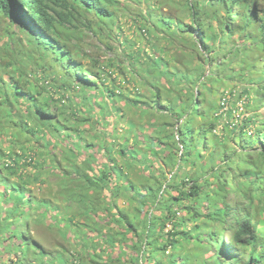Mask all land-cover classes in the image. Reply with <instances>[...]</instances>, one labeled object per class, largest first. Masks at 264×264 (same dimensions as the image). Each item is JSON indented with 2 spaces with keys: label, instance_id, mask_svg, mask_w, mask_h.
<instances>
[{
  "label": "trees",
  "instance_id": "1",
  "mask_svg": "<svg viewBox=\"0 0 264 264\" xmlns=\"http://www.w3.org/2000/svg\"><path fill=\"white\" fill-rule=\"evenodd\" d=\"M79 1L92 10L98 24L102 20L116 19L114 7L118 0ZM204 1L213 11L215 25L211 21L206 26L200 23L204 11L203 4L197 0H185V5H181L186 7L184 11L191 19L190 24H183L185 16L173 15L171 9L167 11L151 0H147L143 11L133 17L136 26L158 14L154 23V28L159 30L157 34H164L170 38L168 44L173 43L171 49L174 54L170 61L164 60L163 64L160 58L152 55L147 58L169 81L166 83V94L174 95L175 99L166 100L163 106H168L164 115H171L172 118L168 120L164 117L160 127L163 131L178 134L175 149L180 153L166 150L163 139L156 135L148 138L151 141L147 144L148 148L160 145L165 149L164 154L169 156L168 162L165 160V163L155 167L152 164L154 159H148V156L156 158L160 150L143 152L142 157L132 159L131 149H120L124 143L113 150L111 142H101L103 146L111 148L109 154L101 147L106 158V162L101 163L105 170L101 180L99 175L80 167L68 168V163L75 165L74 162H68L63 169L58 168L54 164L58 159L55 157L49 171L36 169L37 173L33 176L46 186V178L53 176L54 171L58 172V181L51 185L48 183L47 193L50 195L55 187L50 196L61 202L37 204L40 201L34 199L33 202L30 190L26 188L31 176L26 174L28 178L21 179L25 169L20 165L27 167L33 157H25L28 162L26 159L19 161V156L9 160L1 148L0 264H25L26 261L32 264H264V0ZM58 8L64 10L58 12ZM0 11L13 17L15 22L27 25L25 29L30 32L27 34L32 47L39 51H50L62 64L66 62L67 78L78 83L81 92L104 90L102 83L106 91L119 94V82L114 85L109 81L108 87L105 82L114 75L118 67L117 58L103 64L91 62L84 66L72 53L76 40L74 33L83 18L69 0H0ZM197 18L200 21L198 19L197 22ZM193 24L196 28H193ZM142 33L147 40L150 39L144 28ZM181 35H186V40L199 42L201 49L205 50L203 54L207 57L193 59V63H197L195 69L187 67L186 63H179L175 57V43ZM185 41L177 46L184 47L183 44H187ZM229 42L231 48L227 46ZM240 42L244 53L252 46V53L259 60L260 68L244 64L243 60L238 70H230L226 63H230L229 57L239 52L237 48ZM118 47L120 49L121 45ZM119 49L117 55L121 54ZM1 51L0 61L7 59L5 64L9 70L12 61L8 56L5 58L4 50ZM130 58L132 60H126L127 65L131 66L129 70L137 73L133 61L136 63L139 58ZM139 63L143 64L141 61ZM157 63H162L160 66L163 68L158 67ZM204 66H208L205 76L202 72ZM7 70L0 74V107L20 99L29 104L25 117H35L38 122L31 126L27 121L19 122L28 142L33 141L32 144L39 148L40 136L45 139L44 146L50 148L51 144L58 146L64 140L80 134L75 133L72 117L80 111L78 104L72 109L59 105L51 111L53 106L60 103L58 98L49 95V101L45 99L38 103L37 98ZM126 70L127 66L119 68L121 75ZM225 76H228L227 80H223ZM94 79H99L101 83L97 84ZM175 79L187 86L175 89L171 82ZM231 84H240L241 93H232L235 87L230 88ZM223 85L226 87L222 89ZM159 94L157 97L160 99ZM123 101L124 106L134 108L141 103L139 100ZM160 102L158 100L155 105ZM70 103H73V99ZM238 103L242 109L235 116L238 109L234 107ZM118 106L122 107L120 103ZM118 109L116 106L112 111ZM67 110H71V114ZM143 110L146 113L147 109ZM248 112L250 114L246 116ZM99 116L102 121L96 122L98 125L109 123L103 115ZM220 117L223 121L219 120ZM235 119H239L236 124L233 122ZM218 129L220 135L215 134ZM249 130L253 134H248ZM223 131L227 132L228 139L222 137ZM98 134L107 133L99 131ZM235 134L245 142L242 143L243 148L255 150L235 152V147L229 153L226 144L234 141ZM83 140L77 139L71 144L80 145ZM139 150L136 149L137 154ZM47 152L53 154L50 150ZM113 153L137 165L140 171L137 178L124 174L123 167L116 165ZM68 155L71 157L69 152ZM174 155H177V162L171 164V170L167 173L165 167L171 159L176 158ZM94 163L97 164L96 159L90 164L93 166ZM199 163L201 166L197 168ZM192 166H195V170L190 172ZM82 188L87 191L85 201L80 199ZM103 191H107L109 197L100 201L98 197ZM234 193L247 197L248 202L243 205L239 201L234 205L227 203V196ZM117 197L123 198L126 206H118ZM49 204L54 207V214L47 220L46 210L51 212ZM39 210L42 212L38 216ZM197 218L206 225L200 228L195 224L193 233L187 229L186 220ZM83 221H90L95 227L94 230L88 228V232L95 233L89 245L87 238L80 241L68 234L85 227L87 224ZM78 222L82 224L77 226ZM39 227L56 233L50 239L43 240L32 232ZM64 228L67 234L60 235ZM98 229L103 230L104 235H100ZM103 244L112 248H107L110 257L100 256L105 250Z\"/></svg>",
  "mask_w": 264,
  "mask_h": 264
},
{
  "label": "rangeland",
  "instance_id": "2",
  "mask_svg": "<svg viewBox=\"0 0 264 264\" xmlns=\"http://www.w3.org/2000/svg\"><path fill=\"white\" fill-rule=\"evenodd\" d=\"M69 1L76 12L83 18L81 19L82 24L79 25L78 30L74 33L76 40L73 43L74 49L72 53L76 55V58L79 59L84 66L90 65L91 62L103 64L109 59L117 58L116 65H118V67L114 71V75H112L110 79L106 80L105 82H107V87L109 81L111 84L114 82V85H118L117 82H119V94L116 92L111 93L110 90L106 91L99 79L94 80L97 84L101 83V87L104 90H90L89 92H81L80 85L77 86L78 83H76L74 80H68L65 71L66 62L63 61V65L62 62L58 61L50 51H39V49L36 50L34 47H32L33 44L30 42V37H28L26 32L20 27L15 26L12 20L0 12V50H4V53L6 54L5 58L8 56L12 61V65L10 66L9 70H7L5 64L7 59H5L6 62L5 60L0 61V74L3 75L6 70L9 72L11 71L13 77L16 78L37 98L38 103H42L45 99L49 101V95L53 96L54 98H58L60 103L53 106L51 111H54V109L59 107V105L72 109L75 104H78L80 110L76 112V116L71 115L73 117L75 133H80L79 135L64 140L58 146L51 144L50 148L44 146L45 139H42V137L38 136L40 139V145L38 148L35 144H32L33 141H27L24 130L19 125L21 120L27 121L30 126L35 122H38V119L35 117L32 118L33 120L31 118L29 119L25 117L29 104L26 101H22L20 99L18 102L12 101L14 103L0 107V149H3L9 160H12L14 156H19L21 158L19 161L22 162L23 159H26L25 157H33V161L31 162H28L26 159V162H28L27 167L25 164L20 165L22 169H25L23 170L24 177L21 176V179L25 180L28 178L25 176L26 174L31 176L28 179L29 183L28 187L26 188L27 190H30L33 202L34 199L36 202L40 201L37 204H42L45 201H51V204H60L61 202L58 198L54 199L50 196L53 191L56 190L55 187H53L50 195L47 193L48 183L51 185V183L54 184L58 181V172L54 171L53 176L46 178V186L40 184V179L33 176L37 173L36 169H46L49 171L50 167H53L52 162L54 161L55 157L58 159L54 162V164L58 168L63 169L68 162H74L75 165L68 163V168L80 167L84 169V171L93 172L96 174V176L99 175L101 180L102 172L105 171L104 164L101 163L106 162L104 151L101 150V147H103V149H105L109 154L111 152V148L108 146L105 147V145L103 146L101 142H111L110 145L113 150H117L120 147L119 145L124 143L123 147H120V149H131L132 155H130V158L132 159H138V157H142L144 155L143 152L150 153L152 150H160L158 157L155 158L153 156H148V159H154L152 164L155 167L158 164L160 165L165 163V160L168 162L169 156L164 154L166 153L165 149L160 148V145L159 147L156 146L153 149L148 148L147 144L151 143L148 138H152V136L154 137L156 135L157 137L163 139V143L165 146H167L166 150H170L178 154L180 153V151L175 149V141L178 134H176L175 131L173 132L174 134L169 133L168 130L163 131L160 127L164 122V117L168 120H171L172 118L171 115H164L168 106H163L166 103V100H174V95L166 94V83L169 81L162 77L163 72L160 69L155 68L153 61L147 58L148 56L152 55L154 58H160L164 64V60L170 61L172 55L174 54L173 50L171 49L173 43L168 44L167 42L170 38H167L162 33L157 34L159 30L154 28L155 19L158 14L152 15L150 18H146V21L141 22L142 26L141 24H136L135 26L133 17L143 11V6H145V2L147 0H118V3L116 1L117 4H114V8L116 10V19H114L113 22L107 21L106 24H98L97 17L92 15V10L86 4L81 3L79 0ZM186 1L190 2V0ZM197 1H200L203 4L202 9L204 11V16L202 17L201 21L200 18H197V22L199 19L200 23H202L204 26L208 25L210 21L213 25H215V20L212 15L213 11L209 3L204 0ZM151 2L157 4L158 6L161 5L159 7H163V9H166L167 11L171 9L174 12L173 15L177 14L185 16L183 19V24L191 23V19L186 15V11H184L186 7H181V5H185V0H151ZM63 10V8L57 9L58 12ZM209 17L211 18L210 20H208ZM204 18H207V20H203ZM143 28L144 31H147V34L150 37L149 40H147L148 38L143 35ZM162 28L163 27H160V29ZM193 28H196V25L193 24ZM116 34L117 36H126L124 41L123 39L119 41L121 45L120 49L115 45ZM156 35H158V38H155ZM185 36L186 35H181V37H179L178 41L175 43L174 49L177 53L175 57L179 63H186L187 67L195 69L197 67V63H193V59L197 60L198 58H204L207 56L203 54L205 53V50L201 49V44L199 42L195 43L194 40H186ZM182 38L187 41V44H183L185 48L177 46V44L182 45L181 42L185 41ZM227 46L231 48L232 44L229 42ZM202 48L204 49V47ZM118 49L121 53H119L120 55H117ZM237 50L239 52L236 53L235 56L232 55L229 57V59L232 61L230 60V63H228V61L226 63L229 65L230 70H238L240 67V62L243 60L245 61L244 64L248 63L249 65H255L256 68H260L259 60H257V58H255L252 53V46L249 47L246 53H244L240 42ZM0 54H3V51H1ZM130 56H136L139 58V61L143 63L140 64L139 61H136V63L133 61L134 67L136 68L134 70L137 73L129 70L131 66L127 65L126 60H132ZM161 64L157 63L158 67H161ZM124 66H127V70L121 75L119 68L122 69ZM202 72L204 76L207 75L208 66H204V68H202ZM123 78H125L124 81ZM227 79L228 76L223 78V80ZM171 82L175 89L180 87L185 88L186 85L185 83V85H183L181 81H177L176 79ZM231 85L232 86H229L230 88L233 86L235 87V89L232 90V93L234 92L235 95L241 93L242 86L240 84ZM223 87H226V85H223L222 89ZM9 92H11V89ZM193 92L196 94L195 90H193ZM157 93H160V99L157 97ZM72 99L73 103H70V100ZM123 100H126L125 103L129 100H139L141 103L135 108L129 105L127 107L124 106ZM158 100L161 101L160 104L155 105ZM113 102L117 103L114 104ZM119 103L122 105V107L118 106ZM116 106L119 109L112 111V108ZM234 108L236 110L238 109L237 113H235V116L239 115L242 109L240 103L235 105ZM143 109H147L146 113ZM67 111L69 114H71V110ZM9 112H11V115ZM249 114L250 112L246 113V116H249ZM99 115H103L109 123L106 125H98L96 122L102 121L99 118ZM219 120L223 121L222 117H220ZM238 120L239 119H235L236 122H233L236 124L238 123ZM99 131L105 132L107 134H98ZM215 134L220 135V129H218ZM226 134L227 132L223 131L222 137L228 139V135ZM248 134H253L252 130H249ZM234 136V141L226 144L229 153L235 147V152H240L243 149L251 152L255 150L251 148L249 149V147L243 148L242 143L245 142L240 141L238 135L235 134ZM77 139L84 140L80 145L71 144ZM125 139H127L126 143ZM135 140H137V143H135ZM96 147H98V150ZM136 149H140L138 154ZM48 150H50L53 154L48 153ZM199 150L201 151L202 148L200 147ZM68 152L71 157H69ZM66 153L67 155L64 156ZM113 155L116 156V165L123 167L124 174H128L129 177L132 176V178H137L138 173L140 172L137 170V165H134L130 161L126 162L125 160L120 159L116 153H113ZM174 157L176 158H173L174 160L171 159L170 164L165 167V171L167 173L171 170V164H173V162H177V155H174ZM95 159L97 164L94 163L92 166L90 163ZM238 162H241V160H238ZM5 164H8L7 161H5ZM59 164L62 167H60ZM200 166L201 163L198 164L197 168ZM194 170L195 166H192L190 172H193ZM12 180L15 179L12 178ZM18 182L20 183V181ZM117 182H119V179ZM50 190L51 189L48 191ZM86 192V189L82 188V197L80 199L83 201L87 199V194H85ZM107 197H109V193L107 191H103V193L100 195V198L98 197V199L101 201V199H106ZM236 201H239L240 205H243L248 202V198L237 193L229 194L227 196V203L234 205V202ZM117 202L118 206L124 205L123 198L117 197ZM27 204H29V202H27ZM51 204H49V209L51 212L46 210L45 215L47 220H50V217L54 214V207ZM41 212L42 210H39L37 215L39 216ZM45 215H43V218ZM37 222H39V220ZM83 222L87 224L85 226L87 228L81 227L77 229L76 232L73 231L69 232L68 234L69 237L73 235L76 240L80 241H83L87 238V243L89 245V241L91 240L92 236L95 235V233L88 232V228L90 230H94L95 227L91 225L90 221ZM80 224H82V222H78L77 226ZM186 224L188 227L187 229H190L191 232L193 231L192 228L195 226V224L199 225L200 228H203L204 225H206L200 218L195 220H186ZM32 232L41 236L43 240L50 239L56 233H50L42 227L33 229ZM98 232H100V235H104L103 230L98 229ZM64 233L67 234L66 228H64V232L62 230L60 235H63ZM193 233L195 232L193 231ZM57 234L59 233L57 232ZM224 242H226V240ZM103 247L105 250L100 254V256L104 258L106 256L110 257L111 253L107 252V248H112L104 244ZM11 258L14 260L13 256ZM25 264L32 263L26 261Z\"/></svg>",
  "mask_w": 264,
  "mask_h": 264
},
{
  "label": "clouds",
  "instance_id": "3",
  "mask_svg": "<svg viewBox=\"0 0 264 264\" xmlns=\"http://www.w3.org/2000/svg\"><path fill=\"white\" fill-rule=\"evenodd\" d=\"M1 12V11H0ZM2 13V12H1ZM3 14V13H2ZM3 15H5V14H3ZM5 16H7L10 20H12L13 22H14V25L15 26H17V27H20V28H22V30L23 31H25L26 32V34H27V32H29V31H27V29H25L26 27H27V25L25 24V23H23V22H21V23H19V21L18 22H15L14 21V18L13 17H11V16H9V15H5ZM113 20L114 19H111V20H102V21H100L99 22V24L100 23H102V24H106L107 23V21L108 22H113ZM30 33V32H29ZM28 35V34H27ZM116 39H115V41H116V43H115V45L116 46H120V43H119V41L121 40V39H123V41H124V39L126 38V36H117V34H116ZM222 109V108H221ZM221 111V110H220ZM249 133V132H248Z\"/></svg>",
  "mask_w": 264,
  "mask_h": 264
}]
</instances>
